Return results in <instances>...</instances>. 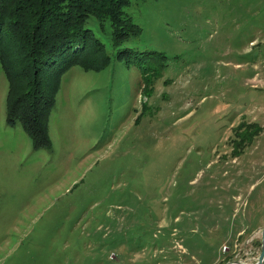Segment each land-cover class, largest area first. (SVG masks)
Masks as SVG:
<instances>
[{
  "label": "rangeland",
  "instance_id": "rangeland-1",
  "mask_svg": "<svg viewBox=\"0 0 264 264\" xmlns=\"http://www.w3.org/2000/svg\"><path fill=\"white\" fill-rule=\"evenodd\" d=\"M141 31L73 65L50 144L6 123L0 264H254L264 227V0H130ZM162 52L139 58L118 48ZM141 65L145 69L141 70Z\"/></svg>",
  "mask_w": 264,
  "mask_h": 264
},
{
  "label": "trees",
  "instance_id": "trees-1",
  "mask_svg": "<svg viewBox=\"0 0 264 264\" xmlns=\"http://www.w3.org/2000/svg\"><path fill=\"white\" fill-rule=\"evenodd\" d=\"M130 0H0V64L6 75V123H19L34 148L50 144L48 125L62 76L73 65L99 70L110 61L104 42L87 25L109 20L111 41L119 46L141 31L125 13ZM162 52L118 48L139 58ZM141 70L145 69L141 65Z\"/></svg>",
  "mask_w": 264,
  "mask_h": 264
},
{
  "label": "water",
  "instance_id": "water-1",
  "mask_svg": "<svg viewBox=\"0 0 264 264\" xmlns=\"http://www.w3.org/2000/svg\"><path fill=\"white\" fill-rule=\"evenodd\" d=\"M261 250L259 253V256L257 258V261L254 264H264V227L261 230ZM224 264H243L239 260H232V261H227Z\"/></svg>",
  "mask_w": 264,
  "mask_h": 264
}]
</instances>
